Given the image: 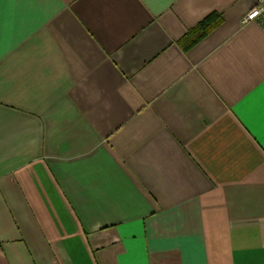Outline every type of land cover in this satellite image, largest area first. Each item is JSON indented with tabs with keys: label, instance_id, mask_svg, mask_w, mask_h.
<instances>
[{
	"label": "crops",
	"instance_id": "obj_1",
	"mask_svg": "<svg viewBox=\"0 0 264 264\" xmlns=\"http://www.w3.org/2000/svg\"><path fill=\"white\" fill-rule=\"evenodd\" d=\"M256 3H0V264H264Z\"/></svg>",
	"mask_w": 264,
	"mask_h": 264
},
{
	"label": "trees",
	"instance_id": "obj_2",
	"mask_svg": "<svg viewBox=\"0 0 264 264\" xmlns=\"http://www.w3.org/2000/svg\"><path fill=\"white\" fill-rule=\"evenodd\" d=\"M223 21V15L219 12H212L193 26L181 39L179 44L185 50L193 47L204 39L209 33L217 28Z\"/></svg>",
	"mask_w": 264,
	"mask_h": 264
},
{
	"label": "built area",
	"instance_id": "obj_3",
	"mask_svg": "<svg viewBox=\"0 0 264 264\" xmlns=\"http://www.w3.org/2000/svg\"><path fill=\"white\" fill-rule=\"evenodd\" d=\"M250 21H259L264 25V0H257L256 5L248 11L242 20L243 23Z\"/></svg>",
	"mask_w": 264,
	"mask_h": 264
},
{
	"label": "snow or ice",
	"instance_id": "obj_4",
	"mask_svg": "<svg viewBox=\"0 0 264 264\" xmlns=\"http://www.w3.org/2000/svg\"><path fill=\"white\" fill-rule=\"evenodd\" d=\"M3 2V0H0V3H2Z\"/></svg>",
	"mask_w": 264,
	"mask_h": 264
}]
</instances>
